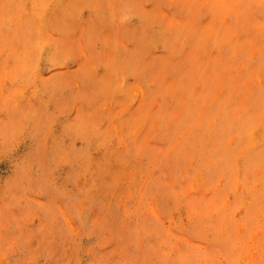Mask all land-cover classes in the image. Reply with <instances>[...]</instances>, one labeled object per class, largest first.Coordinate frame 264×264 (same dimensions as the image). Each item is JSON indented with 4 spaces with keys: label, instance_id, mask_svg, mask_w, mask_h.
Wrapping results in <instances>:
<instances>
[{
    "label": "rangeland",
    "instance_id": "obj_1",
    "mask_svg": "<svg viewBox=\"0 0 264 264\" xmlns=\"http://www.w3.org/2000/svg\"><path fill=\"white\" fill-rule=\"evenodd\" d=\"M0 264H264V0H0Z\"/></svg>",
    "mask_w": 264,
    "mask_h": 264
}]
</instances>
